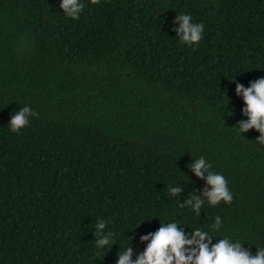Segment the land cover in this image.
<instances>
[{
	"label": "trees",
	"instance_id": "trees-1",
	"mask_svg": "<svg viewBox=\"0 0 264 264\" xmlns=\"http://www.w3.org/2000/svg\"><path fill=\"white\" fill-rule=\"evenodd\" d=\"M61 2L0 0V264H118L128 246L135 260L170 222L264 248V144L239 133L235 91L264 78V0H81L79 20ZM180 14L204 25L197 45ZM25 106L37 115L13 133ZM201 157L233 202L197 216L180 204L202 197ZM98 220L115 245L97 248Z\"/></svg>",
	"mask_w": 264,
	"mask_h": 264
},
{
	"label": "clouds",
	"instance_id": "clouds-1",
	"mask_svg": "<svg viewBox=\"0 0 264 264\" xmlns=\"http://www.w3.org/2000/svg\"><path fill=\"white\" fill-rule=\"evenodd\" d=\"M97 5L100 0H90ZM60 8L63 13L72 20H79L80 14L85 8L81 0H62ZM174 23L179 27L175 29L180 41L189 47L197 45L202 40L204 25L193 23L188 14L176 16ZM236 95L243 98L244 108L242 114L246 121H240L239 133L256 130L260 133L257 142L264 144V78L251 82L245 88L236 83ZM37 115L30 107L25 106L12 115L9 128L13 133H18L30 124V117ZM211 164L201 157L189 165V170L201 180H206L202 197L190 194L189 198L180 207L190 208L197 216H200L205 201L210 206H217L221 202L230 205L233 195L228 188V182L223 175L211 171ZM207 174V175H205ZM184 191L179 186H169L168 192L172 197H180ZM107 221L98 220L95 228V244L98 249H103L110 244H116L113 231L105 232ZM222 227L219 216L215 218L212 229L219 231ZM213 237L208 231L197 227L192 233L186 234L177 222L162 224L154 233L141 236V243L146 247L135 260L130 246L118 254V264H264V248L258 249L255 255L243 248L240 242H232L228 238L219 239L212 243Z\"/></svg>",
	"mask_w": 264,
	"mask_h": 264
}]
</instances>
